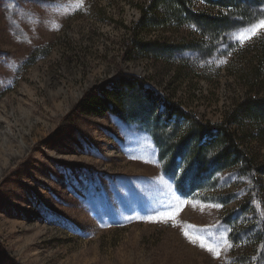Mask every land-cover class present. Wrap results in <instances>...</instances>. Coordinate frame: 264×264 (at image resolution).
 I'll use <instances>...</instances> for the list:
<instances>
[{
  "label": "rangeland",
  "instance_id": "374dc122",
  "mask_svg": "<svg viewBox=\"0 0 264 264\" xmlns=\"http://www.w3.org/2000/svg\"><path fill=\"white\" fill-rule=\"evenodd\" d=\"M151 1L0 0V264H264V137L241 143L251 164L218 168L208 151L197 175L178 141L190 116L219 125L246 99L264 32L232 35L264 18V0L211 42L192 25L141 31ZM122 76L152 95L151 121L80 107ZM164 103L181 114L166 122Z\"/></svg>",
  "mask_w": 264,
  "mask_h": 264
},
{
  "label": "trees",
  "instance_id": "16d2710c",
  "mask_svg": "<svg viewBox=\"0 0 264 264\" xmlns=\"http://www.w3.org/2000/svg\"><path fill=\"white\" fill-rule=\"evenodd\" d=\"M218 11L217 16H208L202 13H197L188 5L191 2L188 0H152L149 7L141 8V18L138 23V28L142 31L148 26H158L169 29H182L189 26H196L199 35L203 38H209L211 42L220 33V30L227 26H232L229 18L234 12H237L239 17L247 18L250 16V8L247 5L248 0H198ZM225 11L226 16L222 15ZM134 33V32H133ZM134 50L142 56H151L152 49H148L146 44L138 42L136 35H132ZM206 43L200 41L199 44ZM146 46V47H144ZM201 47V46H200ZM166 51L159 49V54ZM255 63V73L252 78L260 79L262 72L264 73V41L255 46V55L249 60V65ZM246 80V79H245ZM254 80V81H255ZM253 80H248L247 97L245 100L236 104L232 113L219 125H209L196 120L190 116L188 120V131L181 134L178 138L179 143H184L182 149H185L186 154L196 164V175L198 171H205L208 164L209 152H214L212 159L214 164L220 167L234 166L239 162H244V165L254 162L250 156L245 154L241 149V143L246 138H256V136L264 137V78L259 83ZM139 80L120 77L109 90H104L105 97L87 98L85 102L80 103V107L87 110H109L116 114V106H128V116L148 119L151 121L156 113L154 105H152V95L146 90ZM112 102L114 105L111 107ZM143 109H142V105ZM167 110L166 122H169L173 117H177L180 113L178 105L173 103H164ZM135 112L139 114L135 115ZM118 115V114H117ZM160 117V116H158ZM158 117L156 120H158ZM188 118H185L187 120ZM158 123L154 121L155 132L157 133ZM176 127V126H175ZM174 127V128H175ZM176 129V128H175ZM256 135V136H255ZM206 138V139H204ZM155 145L160 148L162 155H170L172 163L175 158L180 157V151L168 154L169 149H164L159 142V138H153ZM170 142V141H169ZM174 146V145H173ZM209 151V152H208ZM161 155V156H162ZM210 163V161H209Z\"/></svg>",
  "mask_w": 264,
  "mask_h": 264
},
{
  "label": "snow or ice",
  "instance_id": "6c2138e0",
  "mask_svg": "<svg viewBox=\"0 0 264 264\" xmlns=\"http://www.w3.org/2000/svg\"><path fill=\"white\" fill-rule=\"evenodd\" d=\"M76 2L80 6H82V0H76ZM261 32H264V18L259 19L258 22L252 24L250 27L245 28L243 31L238 32V33H234L232 35V38L234 40H238L240 42V44L243 45L246 41L250 40L254 36L259 35ZM217 207H219V206L217 205ZM164 219H165V221L172 220L173 226L174 227L176 226L174 216L166 215L164 217ZM182 231H183V229H182ZM183 234L185 235V238L189 239V241L193 244L198 243V241L201 239L199 237L193 239L189 236V234L187 232H184ZM199 246L201 248H203L204 250L209 251L214 256L218 255L215 246H209L207 242L199 243Z\"/></svg>",
  "mask_w": 264,
  "mask_h": 264
}]
</instances>
